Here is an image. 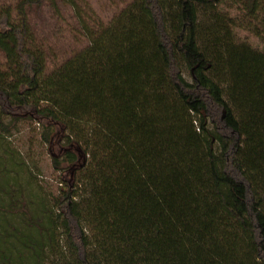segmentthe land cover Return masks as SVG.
I'll return each instance as SVG.
<instances>
[{"label":"trees","instance_id":"1","mask_svg":"<svg viewBox=\"0 0 264 264\" xmlns=\"http://www.w3.org/2000/svg\"><path fill=\"white\" fill-rule=\"evenodd\" d=\"M16 1L0 138L37 123L72 179L48 206L1 166L0 264H264V50L221 10L264 42V0H132L52 69L29 18L45 0Z\"/></svg>","mask_w":264,"mask_h":264},{"label":"rangeland","instance_id":"2","mask_svg":"<svg viewBox=\"0 0 264 264\" xmlns=\"http://www.w3.org/2000/svg\"><path fill=\"white\" fill-rule=\"evenodd\" d=\"M78 9L61 0H45L41 6L29 8L31 27L37 42L48 55V68L52 69L87 46L82 22L89 27L95 23H110L132 0H73ZM16 0H0V5L15 6ZM221 10L235 19L234 33L240 42L264 50V42L244 25L242 6L227 1ZM81 16V17H80ZM84 20V21H82ZM0 59L2 56L0 55ZM190 80V74L184 70ZM5 123L10 119L4 118ZM52 145L43 139V129L35 122L19 121L9 136L0 138V168L7 166L13 178L19 173L20 184L29 190L35 201L50 206L52 196L68 188L72 179L66 163L57 169L53 156L60 154L57 142ZM4 164V165H3ZM80 179V178H79Z\"/></svg>","mask_w":264,"mask_h":264}]
</instances>
